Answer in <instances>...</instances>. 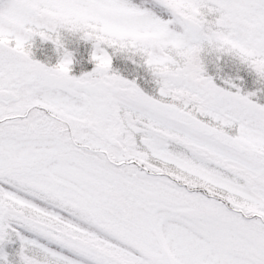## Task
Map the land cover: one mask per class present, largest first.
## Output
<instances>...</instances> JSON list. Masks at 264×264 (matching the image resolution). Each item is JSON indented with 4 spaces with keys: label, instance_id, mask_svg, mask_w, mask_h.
Instances as JSON below:
<instances>
[{
    "label": "snow or ice",
    "instance_id": "6c2138e0",
    "mask_svg": "<svg viewBox=\"0 0 264 264\" xmlns=\"http://www.w3.org/2000/svg\"><path fill=\"white\" fill-rule=\"evenodd\" d=\"M0 264H264V0H0Z\"/></svg>",
    "mask_w": 264,
    "mask_h": 264
}]
</instances>
